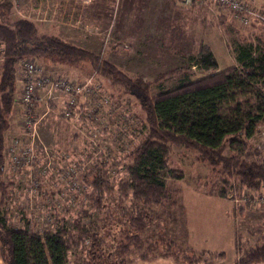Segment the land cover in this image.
Wrapping results in <instances>:
<instances>
[{
    "label": "rangeland",
    "instance_id": "1",
    "mask_svg": "<svg viewBox=\"0 0 264 264\" xmlns=\"http://www.w3.org/2000/svg\"><path fill=\"white\" fill-rule=\"evenodd\" d=\"M249 2L254 9L264 7V0ZM11 17L28 18L40 32L103 53L125 75H142L149 81L163 75L160 82L151 84V93L212 72L197 65L200 44L212 49L218 70L236 65L228 46L231 40L253 39L255 31L264 28L263 21L256 19L239 26L229 11L208 2L183 7L176 0H26ZM42 67L55 76L78 82L92 78L100 96L93 99L90 93V102L95 100L103 105L88 120L84 116L65 119L61 113L63 104L53 93L50 100L36 108L39 118L36 132L27 135L21 128L23 107L18 104V90L4 133L1 177L11 184L2 216L10 228L28 223L33 232L42 233L63 223L71 224L85 210L90 218L84 221L92 227L99 223V218L85 199L87 183L83 175L96 161L106 157L117 161L132 150L139 135L146 131L143 114L134 96L122 93L119 85L95 74L88 62L71 67L63 64ZM103 97L108 103L102 102ZM13 139L32 149L16 162V152L9 150ZM249 145L255 157L264 159V125L257 127ZM171 160L174 167L183 171L184 178L172 179L168 171L160 173L173 199L164 207L153 208L147 240L175 236L178 245L194 251L224 252L222 258L209 260L210 264H234L237 258L228 262L227 257L230 260L241 255L244 247L264 241V204L256 202L249 206L241 202L242 206L235 210L234 201L241 194L235 181L228 187V196L211 199L212 203L210 199H181L191 192L217 195L221 183L217 173L195 159L192 150L174 146ZM110 175L115 179L124 177L118 166L111 169ZM194 208L200 211L194 212ZM188 232L189 240L190 235L195 238L200 235L202 243L195 244L196 248L182 245Z\"/></svg>",
    "mask_w": 264,
    "mask_h": 264
},
{
    "label": "trees",
    "instance_id": "2",
    "mask_svg": "<svg viewBox=\"0 0 264 264\" xmlns=\"http://www.w3.org/2000/svg\"><path fill=\"white\" fill-rule=\"evenodd\" d=\"M12 12V0H0L1 264H129L135 257L157 255L170 257L177 264H210L209 260L222 258L223 251H194L164 236L147 240L146 234L153 208L164 207L173 199L160 173L168 171L172 179L184 178L183 171L171 164L174 146L194 151L196 160L217 173L221 183L216 190L218 196H228L232 181L237 183L240 196L244 191L264 195V159L255 157L249 145L257 127L264 125V28L256 30L253 39L231 40L228 46L236 65L218 70L212 49L200 44L197 65L212 72L151 93V84L160 82L163 75L153 81L142 75H125L103 53L40 32L34 21L12 18ZM23 59H33L40 66L71 67L88 62L95 74L134 96L142 111L146 131L132 150L117 161L108 157L96 161L83 175L88 188L85 199L99 218L92 227L84 221L90 218L85 210L71 224L63 223L42 233L33 232L28 223L10 228L2 216L11 184L1 177L4 133L17 101L16 71ZM62 104L64 109V101ZM98 104L89 98L79 104L77 115L86 118L97 114L101 110ZM116 166L124 173L121 179L110 175ZM238 207L234 204L235 210ZM238 243L236 238V248ZM242 251L234 264L264 261V241Z\"/></svg>",
    "mask_w": 264,
    "mask_h": 264
},
{
    "label": "built area",
    "instance_id": "3",
    "mask_svg": "<svg viewBox=\"0 0 264 264\" xmlns=\"http://www.w3.org/2000/svg\"><path fill=\"white\" fill-rule=\"evenodd\" d=\"M26 0H12L13 11H18V8ZM183 7H191L211 3L214 6L221 7L229 11L233 20L240 26L249 25L252 19L264 21V9H254L249 0H176ZM17 78L19 79V97L22 109V127L25 134L34 135L35 126L39 121L36 114V108L42 102L50 100L53 93H62L64 96L63 116L65 119L81 117L79 113V104H85L89 99L90 93L92 98L97 99L99 87L92 82V78H87L83 82H78L74 79L65 76H55L51 72L46 71L42 66L37 64L33 59H23L17 65ZM45 98V100H44ZM103 103H107L108 99L103 97ZM96 102L95 100H92ZM91 101V102H92ZM101 106L99 102L98 107ZM76 112V113H75ZM94 112V111H93ZM95 114L90 116L95 117ZM89 116H86V120ZM10 151H15L14 162L19 161V156L26 155V152L32 150L30 147L22 146L18 139L12 140ZM234 201V199H233ZM243 204L253 205L256 202L264 204V195L256 193L251 195L248 192L243 194L234 203L237 206Z\"/></svg>",
    "mask_w": 264,
    "mask_h": 264
},
{
    "label": "crops",
    "instance_id": "4",
    "mask_svg": "<svg viewBox=\"0 0 264 264\" xmlns=\"http://www.w3.org/2000/svg\"><path fill=\"white\" fill-rule=\"evenodd\" d=\"M254 2H255V0H253ZM262 9H264V7L262 8ZM253 22V21H252ZM258 22H260V21H258ZM261 24H262V22H261ZM252 25V24H251ZM255 28V27H254ZM213 52V51H212ZM60 96V97H59ZM56 97H58V101H61L62 103H63V101H64V99H63V97H62V95L61 94H55V98ZM55 104H56V102H55ZM197 192H191L190 193V195L189 196H182V197H180L181 199L182 198H189L190 200H208V199H210L209 201L211 202V199H215V198H218V195H212V194H210V193H198V194H196ZM212 203V202H211ZM200 210L199 209H197V208H194V212H199ZM186 220V219H185ZM187 234V236H186V242L184 243V244H182V245H189L190 247H194V248H196V246H195V244H201L202 243V241H201V237H200V235L198 236V237H193V236H191L190 235V240L188 239V234H189V232L188 233H186ZM174 240L176 241L177 240V238H175V236H174ZM234 242H235V240H234ZM176 243H177V241H176ZM178 244V243H177ZM198 249V248H197ZM239 257V255L237 254V256H234L232 259H228V257H227V261L228 262H230L231 260H233V259H235V258H238ZM0 264H1V257H0ZM129 264H177V263H175V261L173 260V259H171L170 257H167V256H156V257H150V258H148V259H142V258H138V257H135V258H133L131 261H130V263ZM255 264H264V262H260V263H255Z\"/></svg>",
    "mask_w": 264,
    "mask_h": 264
}]
</instances>
